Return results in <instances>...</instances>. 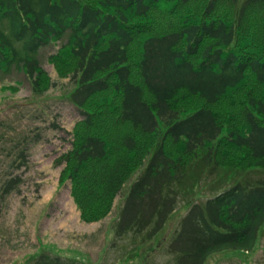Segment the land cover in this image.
I'll use <instances>...</instances> for the list:
<instances>
[{
	"label": "trees",
	"instance_id": "1",
	"mask_svg": "<svg viewBox=\"0 0 264 264\" xmlns=\"http://www.w3.org/2000/svg\"><path fill=\"white\" fill-rule=\"evenodd\" d=\"M62 37L50 58L76 78L71 99L83 118L58 161L82 219L107 216L138 172L120 206L119 236L154 238L183 199L187 211L167 246L176 264L257 249L264 0H0V72L20 67L33 90L48 88L39 54ZM202 170L215 184L199 197L198 182L188 181ZM21 264L84 262L43 250Z\"/></svg>",
	"mask_w": 264,
	"mask_h": 264
},
{
	"label": "rangeland",
	"instance_id": "2",
	"mask_svg": "<svg viewBox=\"0 0 264 264\" xmlns=\"http://www.w3.org/2000/svg\"><path fill=\"white\" fill-rule=\"evenodd\" d=\"M64 37L44 45L39 54L51 77L48 88L33 90L20 67L0 72V264H21L43 250L84 264H176L167 246L187 211L183 199L165 227L144 241L132 232L119 236L116 231L123 196L138 172L126 181L111 212L96 221L82 219L70 180H62L65 163L58 158L71 147L74 127L83 118L71 99L76 78L62 75L50 58ZM8 84L12 87L6 88ZM199 176L188 184L198 182L200 197L215 182L204 170ZM14 177L16 184L5 192L6 181ZM258 247L250 252L222 249L205 264H264V232Z\"/></svg>",
	"mask_w": 264,
	"mask_h": 264
}]
</instances>
